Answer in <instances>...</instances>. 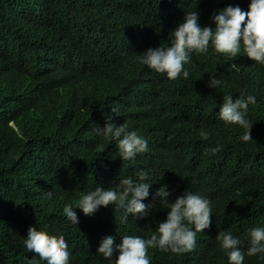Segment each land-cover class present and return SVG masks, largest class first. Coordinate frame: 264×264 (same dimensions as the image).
Instances as JSON below:
<instances>
[{
  "label": "trees",
  "instance_id": "16d2710c",
  "mask_svg": "<svg viewBox=\"0 0 264 264\" xmlns=\"http://www.w3.org/2000/svg\"><path fill=\"white\" fill-rule=\"evenodd\" d=\"M250 3L0 0V264H47L24 244L33 226L65 238L69 264H115V256L97 252L102 240L159 236L171 202L187 191L210 201V227L196 234L189 253L149 248L150 264H230L219 233L240 240L243 264H264V252L247 254L251 229L264 228V65L243 48L237 57L217 53L211 42L184 64L187 79L171 80L141 62L147 49L172 46L182 9L215 30V14L229 5L248 11ZM17 12L30 16L28 26ZM141 30L161 34L146 43L136 35ZM211 77L222 84L210 87ZM242 94L256 97L241 110L252 125L247 142L242 126L219 117L224 96ZM108 122L135 131L148 150L122 160L118 141L97 131ZM141 171L147 178L140 182L151 185L147 215L125 221L115 205L93 215L75 209L97 186L119 191L122 179L139 181ZM165 186L170 195L162 201L157 192ZM65 206L77 212V225Z\"/></svg>",
  "mask_w": 264,
  "mask_h": 264
},
{
  "label": "clouds",
  "instance_id": "9594fccd",
  "mask_svg": "<svg viewBox=\"0 0 264 264\" xmlns=\"http://www.w3.org/2000/svg\"><path fill=\"white\" fill-rule=\"evenodd\" d=\"M86 5L84 4V8ZM167 6L171 10L170 1ZM249 9L243 11L239 6L229 5L213 16L215 30L208 26H200L198 12H187L182 9L179 16L185 12L186 15L184 22L174 30L172 46L166 49L161 47L147 49L146 56L141 62L157 73H166L171 80L179 78L181 73L187 79L189 72L184 70V64L190 61L192 53L197 55L206 53L211 42L217 53L237 57L244 50L250 59L264 65V0H251ZM16 15L25 26L30 24V16L27 13L17 12ZM116 17L121 19L118 11ZM171 25L170 22L166 31L170 30ZM160 34V32L150 34L141 30L136 35L146 40V43H151L152 37ZM221 84L220 79L210 78V87L216 88ZM249 103L255 104L256 97L248 95L245 99L242 94L234 101L231 95H226L219 111V117L224 122L240 125L246 130L242 137L245 142L252 139V125L245 119L241 110L246 111ZM97 131L103 136H111L118 141L122 160L133 159L137 154L148 150L147 140L135 131L127 132L123 125L117 126L108 122L103 128H97ZM204 138H207L206 135ZM219 150L218 147L213 149V152ZM138 176L139 181H133L131 178L122 179L119 191L113 190L115 185H108L107 189L97 186L94 191L79 200L75 209H82L85 215H93L101 206L115 205L124 210L125 221L128 220L129 214L134 217L147 215L148 206L144 200L149 197L151 185L140 182L147 178V173L141 171ZM157 195L163 198L162 201H167L170 193L165 186L158 190ZM63 212L73 224L79 223L77 212L73 207L65 206ZM211 217L210 201L192 191H187L171 202L166 220L158 225L159 236L154 234L149 239L125 236L122 238V243L116 244L115 238L109 235L102 240L97 252L109 260L115 256V264H150L149 248H158L163 252L171 251L178 255L186 254L195 249L196 234L210 227ZM189 225H194V230ZM250 237L252 246L247 254L252 256L264 252V228L251 229ZM216 238L220 241V246L228 251L230 264H243L244 254L238 247L241 243L239 239L225 233H219ZM24 244L29 252L38 255L40 259L47 261V264H69L70 253L63 236L57 238L33 226L29 228Z\"/></svg>",
  "mask_w": 264,
  "mask_h": 264
}]
</instances>
